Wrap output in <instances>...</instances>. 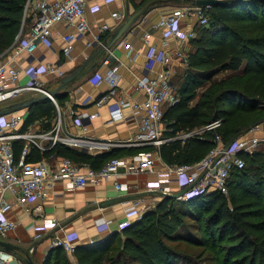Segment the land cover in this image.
<instances>
[{
    "label": "trees",
    "instance_id": "1",
    "mask_svg": "<svg viewBox=\"0 0 264 264\" xmlns=\"http://www.w3.org/2000/svg\"><path fill=\"white\" fill-rule=\"evenodd\" d=\"M26 1L0 0V53L12 46L20 32ZM207 18V24L190 41L193 50L177 89L178 100L164 108L163 136L170 140L159 146L158 153L167 165L196 163L213 147L214 134L226 145L233 137L245 135L252 122L264 119V0L210 7ZM29 23L30 19L24 20V26ZM221 74L229 75L215 79ZM54 115L56 110L46 97L36 98L22 128L43 118L50 122ZM216 120L220 125L214 130L178 137ZM22 146L21 141L13 143L16 160ZM114 154L87 155L55 144L43 151L32 146L28 161L56 155L98 170ZM242 157L245 165L232 170L226 195L211 192L187 200L163 197L152 211L121 231L123 238L113 233L99 245L76 246L77 264H189L170 246L174 242L209 250L219 264L222 260L264 264V147ZM174 202L181 205L175 207ZM186 218L193 223L185 224ZM192 228L195 233H190ZM118 242L121 247H116ZM117 248L119 252L112 257L110 253ZM42 264L68 262L63 250L56 247L47 252Z\"/></svg>",
    "mask_w": 264,
    "mask_h": 264
},
{
    "label": "built area",
    "instance_id": "2",
    "mask_svg": "<svg viewBox=\"0 0 264 264\" xmlns=\"http://www.w3.org/2000/svg\"><path fill=\"white\" fill-rule=\"evenodd\" d=\"M109 0H102L108 3ZM101 3V4H102ZM209 7H197L187 5L172 10L169 14L161 16L149 31L144 34V42L148 39L152 31L159 30L163 45L168 38H175L177 41L193 39L195 33L192 30L184 31L181 22L193 17L198 25L207 24V10ZM100 3L96 0H27L23 8V22L20 32L10 46L9 56L0 59V236H4L8 231L15 228V223L7 218V213L11 209V204L4 199L3 194L9 192L15 202L29 211V205L33 201H40L48 196V189L56 182L65 181L69 187L82 189L89 183H99L113 181L116 191L125 190L124 184L115 179L119 175V169L123 167V161L117 158L108 160L100 169L93 170L87 168L81 171L80 165L68 159L62 158L56 166H50L44 161L29 162L28 157L32 146L44 149L43 142H47L51 147L55 144L74 146L81 140L78 137L63 135L61 125L56 119L48 132H26L20 131L19 125L22 123L25 112L10 109L14 103L7 104L10 100H15L20 96L35 92L40 93L50 100L56 107L59 114V107L54 97L42 88L40 77L42 75L62 78L64 71L56 64H33L28 62L21 67L19 61L22 54H25V61L35 53L39 45L47 48L52 46L54 27L61 25L64 33L60 36L62 47L60 55L64 58L71 56L74 48V41L83 34L90 31L88 15L96 14L100 11ZM114 20L113 25L101 24L98 31L93 35V43L101 46L104 36H107L115 27L122 23L127 15L123 12L113 11L110 13ZM30 19L28 30L21 36L24 20ZM16 43V44H15ZM89 43L88 45H90ZM126 55H132V47L127 42L124 43ZM147 63L158 62L162 68L153 76H142L136 81V90L143 92L142 101L118 100L108 107L110 121H119L125 116H140V132L135 142L120 143L119 145H160L168 138L161 137L160 130L163 127L164 107L177 102L176 88L171 84L173 75L176 73L175 62L181 65L188 64V56L176 49L168 53L161 49H156L150 45L145 53ZM108 65V59L102 62ZM24 75L26 82L21 83L20 77ZM108 85V94L99 97L94 101L96 105L106 102L108 96L113 94L118 82L116 68H110L106 74H94L92 83L99 85L102 82ZM70 110L68 119L71 124L86 133L89 130L91 121L98 117L97 112H89L85 105ZM127 111L128 115L124 114ZM220 125L216 120L206 125L201 130L186 134H180L179 138H187L193 134H199L202 130H214ZM25 141L20 155L16 160L13 154V143L15 141ZM264 142V132L258 127H254L245 135L238 136L236 140L226 148L218 135H213V147L196 163L187 165H167L164 164L157 170L159 179L148 186V191H160L162 194L171 195L164 184L174 180L178 192L188 188L181 197L176 199L187 200L199 194L207 195L211 192L227 194L228 181L232 170H240L245 162L242 156L252 155L258 145ZM138 171L153 172V162L150 155L143 153L139 156ZM140 201H134L124 212L122 219L116 223V231L121 232L132 224L131 219L138 215L137 207ZM102 229H106L107 223L103 222ZM55 223H44V228L54 227ZM34 238L40 239L42 231L35 229ZM53 246L60 247L66 253H74V233H64L60 237H54ZM0 264H24L17 260L11 253L0 250Z\"/></svg>",
    "mask_w": 264,
    "mask_h": 264
},
{
    "label": "crops",
    "instance_id": "3",
    "mask_svg": "<svg viewBox=\"0 0 264 264\" xmlns=\"http://www.w3.org/2000/svg\"><path fill=\"white\" fill-rule=\"evenodd\" d=\"M96 1L100 3L101 9L96 14L88 15L90 31L74 41V48L70 57L64 58L59 52L62 47L60 36L64 33L61 25L54 27L52 46L50 48L39 45L35 53L26 61L25 54L20 55L19 65L21 67L25 66L28 62H32L35 65L40 63L56 64L64 71V76L62 78L49 75H42L40 77L42 88L49 85V80H58V84L51 86L49 90L44 89L57 101L59 114L54 115L50 122L43 118L27 124L25 129H23V122L28 113L29 106L17 109L23 112L27 109V113L19 125V130L32 133L48 132L53 122L57 119L61 125L63 135L81 139L77 145L64 146L87 155L115 151L112 157L123 161V167L119 169V175L115 180L124 184L126 189L116 191L113 186L114 180L101 181L96 184L89 183L82 189H74L69 187L65 181H59L48 189V196L45 199L31 202L29 211H26L17 204L9 192H5L3 197L11 204L7 218L16 225L14 229L8 231L4 236H0V241L17 246L18 250L8 253H11L17 260L24 264H27L28 258L33 264H42L47 252L50 249L56 248L52 244L54 237H60L64 233H74L75 247L86 248L103 243L113 233H118V238H123L122 233L116 231V223L122 219L124 210L134 201H140V204L136 208L139 216L131 219L133 223L143 214L152 211L158 201L163 198L160 191L147 190L148 186L158 181L159 176L157 170L165 164L158 153V148L161 144L143 146L119 145L120 143L135 142L138 139L141 117L125 116L122 120L110 121L108 107L120 99L128 101L143 100V92L135 89L137 79L142 76H153L162 68L161 64L156 61L147 63L145 53L150 45L168 53L179 49L186 56L193 50L190 43L191 39L177 41L175 38H168L165 41L167 46H164L159 30L151 32L148 42H144L143 40L144 34L149 31L151 25L162 15H167L172 10L182 6H176V2H169L161 4L162 7H158L161 6L158 5L148 9L144 15L139 17L140 19L138 18L134 22L131 28L111 49L102 52V47L99 44L93 43V35L97 33L101 24L113 25L114 20L110 16L111 12H123L128 15V4L127 0H109L105 4L102 3V0ZM187 5L190 4H184L183 6ZM181 24L184 31L192 30L196 37L195 31L198 23L193 17L184 19ZM108 35L104 36V39ZM126 42L132 47L131 56L126 55L124 48V43ZM89 43L91 44L88 45ZM104 59H108V65L102 63ZM84 64L86 65L82 71L71 82L66 84V87L63 86L67 88L66 91L63 93L58 92L63 88H59L62 79ZM175 64L176 71H181L179 83L174 81L177 75L176 72L172 77L171 84L177 91L188 64L185 66L177 64V62ZM110 68H116L118 82L113 94L108 96L107 101L101 105H96L94 103L95 100L108 94V85L104 81L99 85H94L92 83L94 74L104 75ZM223 76L225 75L223 74ZM26 80L24 75L20 77L21 83H25ZM27 94L32 95L24 97L16 103L44 97L40 93L35 92H29L24 95ZM81 103H87L85 108L89 112H97L98 114V117L91 121L89 130L86 133L81 132L68 119L70 110L80 106ZM53 107L56 110L54 105ZM127 113V111H124V114L128 115ZM44 122L48 123L47 126L43 124ZM163 127L160 132L161 137L164 138L165 126L163 125ZM257 127L260 131L264 132V119L260 120ZM21 142L23 144L25 143L23 140ZM42 146L46 149L51 148V145L47 142H43ZM148 146L152 147V149H143V147ZM155 146L157 147L155 148ZM40 150L43 151V149ZM143 153L150 155L153 162V172L146 170L133 171L131 169L137 168V159ZM61 159V157L51 155L41 160L50 166H56ZM77 164L80 165L82 172H85L87 168H91L89 164ZM163 186L168 188L171 195L178 193L174 180H170ZM48 222L55 223V226L44 228V223ZM103 222L107 223L108 226L101 231L100 228L102 229L103 227L101 223ZM34 228H39L42 231L40 239L34 238ZM0 250L4 251L1 247ZM64 255L68 264H77L74 253L64 252Z\"/></svg>",
    "mask_w": 264,
    "mask_h": 264
},
{
    "label": "water",
    "instance_id": "4",
    "mask_svg": "<svg viewBox=\"0 0 264 264\" xmlns=\"http://www.w3.org/2000/svg\"><path fill=\"white\" fill-rule=\"evenodd\" d=\"M175 0H145L144 2H142L138 8H136L133 12H131L130 14L127 15L126 19L120 23L117 27H115L108 35V37L106 39H104L102 41L101 47H102V52H104L105 50H109L111 49L121 38L122 36L131 28V26L134 24V22L141 17L142 15H144L148 9L152 6L155 5H160V4H165V3H169ZM182 1H186V2H190L191 5L197 6V7H214V6H226L229 5L235 1L238 0H182ZM86 64L80 66L78 69H76L75 71L71 72L69 75H67L64 79H62L61 81V85L59 88L65 86L66 84H68L69 82H71L81 71L82 69L85 67ZM53 94V93H52ZM36 99H32L30 101H23L22 103H15L12 104L6 111L3 112H8L10 109L13 110H17L20 108H24L27 106H30ZM260 122V120L254 121L252 122L249 126H248V130L254 128L257 126V124ZM238 136L233 137L226 145L225 147L228 148L237 138ZM188 188H184L181 191H179L176 194H172V195H166V194H162V196L164 198H179L183 195V193L187 190ZM0 247L6 251V252H13L18 250V247L8 243V242H4V241H0ZM27 264H33L29 258L27 260Z\"/></svg>",
    "mask_w": 264,
    "mask_h": 264
},
{
    "label": "rangeland",
    "instance_id": "5",
    "mask_svg": "<svg viewBox=\"0 0 264 264\" xmlns=\"http://www.w3.org/2000/svg\"><path fill=\"white\" fill-rule=\"evenodd\" d=\"M145 0H127V4H128V13L127 14H130L131 12H133L142 2H144ZM175 3V2H174ZM185 3H184V1H181V0H178V1H176V6L178 5V6H183ZM170 5H172V4H170ZM135 6H137V7H135ZM158 7H162V5L161 6H158ZM163 16V15H162ZM140 19V18H139ZM201 26L200 25H197L196 26V30L197 29H199ZM27 30H28V25L26 24L23 28H22V31H21V33H22V35L23 34H25L26 32H27ZM196 32V31H195ZM21 35V36H22ZM15 42V41H14ZM16 44V43H15ZM186 47V46H185ZM185 47H183L184 48V50H186L185 49ZM10 48L11 47H9L8 49H6L4 52H2V53H0V59L1 60H4V59H6L8 56H9V54L11 53L10 52ZM187 51V50H186ZM177 72V75H176V77H175V82H177V83H179V76H180V72L181 71H179V70H177L176 71ZM226 75V74H225ZM224 76L221 74V75H218L217 77H215V79H221V78H223ZM48 83H49V85H47V86H45L44 88L46 89V90H49L50 88H51V86H54V85H56V84H58V80H56V79H52V80H49L48 81ZM66 87V86H65ZM65 87H63V88H61L58 92H60V93H63V92H65L66 91V89L67 88H65ZM199 92H200V90H199ZM29 95H32V94H27V95H23V96H20L19 98H17V99H15V100H10V101H8L7 102V104H11V103H14V102H17V101H19V100H21L22 98H24V97H27V96H29ZM262 105L264 106V102H262ZM57 114V113H56ZM157 146H155V148H156ZM264 147V142H261L259 145H258V147L256 148V151H259L260 149H262ZM173 205L175 206V207H179L181 204H178V202H174L173 203ZM184 223L185 224H191V223H193V221L192 220H190V219H188V218H186V219H184ZM192 231H190V233H195V230H194V228H192L191 229ZM222 245H224V244H222ZM170 246L172 247V248H174V250H175V252L178 254V256H180V257H182V259H185V260H187V262L189 263V264H219L217 261H216V255H214L211 251H209V250H206V249H203V248H201V247H199V246H195V245H190V244H188V243H184V242H174V243H170ZM116 247H121V243L120 242H118L117 244H116ZM119 248H117L116 250H114V251H112L110 254H111V256L112 257H115V255H116V253H118L119 251ZM123 257H125V256H123ZM219 257L221 258V260L224 258L223 257V252H221L220 254H219ZM231 262H228V260L227 261H225V260H222V262H221V264H230ZM106 264V263H105ZM128 264V263H127ZM133 264H135V263H133Z\"/></svg>",
    "mask_w": 264,
    "mask_h": 264
}]
</instances>
